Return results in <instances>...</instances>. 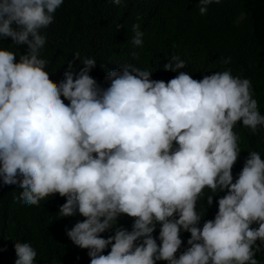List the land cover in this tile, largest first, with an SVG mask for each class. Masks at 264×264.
Segmentation results:
<instances>
[{"label":"trees","instance_id":"1","mask_svg":"<svg viewBox=\"0 0 264 264\" xmlns=\"http://www.w3.org/2000/svg\"><path fill=\"white\" fill-rule=\"evenodd\" d=\"M0 264H264V0H0Z\"/></svg>","mask_w":264,"mask_h":264}]
</instances>
